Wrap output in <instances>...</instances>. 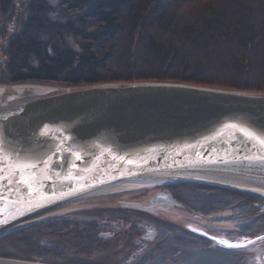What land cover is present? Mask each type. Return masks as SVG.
<instances>
[{
    "label": "trees",
    "instance_id": "trees-1",
    "mask_svg": "<svg viewBox=\"0 0 264 264\" xmlns=\"http://www.w3.org/2000/svg\"><path fill=\"white\" fill-rule=\"evenodd\" d=\"M17 4L0 0V43L6 41L0 50L1 86L168 82L264 93V0ZM170 188L176 197L187 188L195 192L201 215L230 212L215 222L232 224L228 234L234 238L264 232V212L256 206V197L205 186ZM94 213L80 220L71 218L76 215L54 218L0 238V257L51 264H117L91 259L112 245V254L133 264H211L219 259L240 264L248 259L245 252L218 248L213 240L146 212L114 208L104 215ZM113 224L118 231L105 239L103 234ZM143 225L158 234L134 255L144 236ZM121 239L124 245L118 249L115 241Z\"/></svg>",
    "mask_w": 264,
    "mask_h": 264
},
{
    "label": "water",
    "instance_id": "water-1",
    "mask_svg": "<svg viewBox=\"0 0 264 264\" xmlns=\"http://www.w3.org/2000/svg\"><path fill=\"white\" fill-rule=\"evenodd\" d=\"M142 179L264 200L253 187L264 184V93L168 82L0 86V238ZM176 200L161 191L123 204L150 213Z\"/></svg>",
    "mask_w": 264,
    "mask_h": 264
},
{
    "label": "rangeland",
    "instance_id": "rangeland-1",
    "mask_svg": "<svg viewBox=\"0 0 264 264\" xmlns=\"http://www.w3.org/2000/svg\"><path fill=\"white\" fill-rule=\"evenodd\" d=\"M26 1L27 0H17V3H18L17 5H19L20 3L25 4ZM51 1L55 5L59 2V0H51ZM5 44H6V41H3L0 43V50L3 47L4 48L6 47ZM2 67H3V56L0 57V68ZM170 187H173V186L172 185L164 186L163 189H159V190L141 189V190L133 191V192L128 191L124 193H114V194L111 193L110 195H107L106 193H99V194L87 197L85 199H82L79 202L68 205L70 206V208H72V210H75V212L67 216L71 217V215H76V216H72L71 218L80 220V219H83L87 214H92L96 211L98 212V214L99 212L100 213L102 212L101 215H104L106 210L114 209V208H125L123 204L124 202L138 201V202L146 204L147 201H149L150 197L154 196L155 194L163 190L168 189L167 190L168 192L169 191L173 192ZM174 192L177 194L176 189L174 190ZM178 196L176 197V195H174V198L177 199L176 201L178 202L177 205L173 207L152 208L149 214H152L163 220L169 221L173 224H176L180 227H183L195 233L201 234L205 236L206 238L213 240L214 245L217 246L218 248L222 246L223 248H227V250H231L232 252L236 251L237 253L238 252L247 253V255H249L251 258V262L248 264H264V239L257 240L258 238L255 235L251 238L248 236H237L236 238H234L233 236H230L228 234L230 231H233L232 224L228 222H220V221L215 222L216 218H219V216L220 217L228 216L229 215L228 213L230 212H224L219 215H213L214 217L204 216L199 213L200 211H197L200 209V205H197V203L194 201V198L198 200L197 198L198 195H196L195 192H192V190L187 188V189H184V193L182 196H179V197ZM258 199L262 202L264 201L260 198ZM262 202L258 201L256 206L257 207L259 206L260 211L263 213L264 205L262 204ZM188 207H191L193 210H195V212L190 211ZM67 216H63V217L66 218ZM143 226H144V236L138 241L136 240L138 243H140V247L137 248L136 250H133L134 255H136L138 252L139 253L142 252L143 249L147 248L148 243H150V241H153L157 237V234H158V231L155 230L152 226H145V225ZM117 231H118V227H116L113 224L112 229L106 231L103 234V236L105 239L114 238L113 233ZM259 234H256V235H259ZM261 236H264V235H261ZM261 236H258V237H261ZM254 240L256 241L252 242ZM220 241H226L227 244H235V245H238V247L230 248L226 244H221ZM115 242L119 245L118 249H121L122 246L124 245L123 239H121L120 241H115ZM172 244L173 243H171V245ZM111 246L110 248H112ZM175 246L182 249L178 244ZM110 248L97 251L95 254H93V257L91 259H93L94 261H99V260L105 261V262L108 261L109 263H117V264L118 263L133 264L131 260L125 259L124 258L125 256L123 255L112 254L114 253V251H112V249ZM177 254H179V252ZM206 258H209V257L206 256ZM245 260H244V264L245 262L248 261V259H245ZM166 261H168V259ZM217 261H215L214 263L212 262V263L213 264H239L238 262H234V263L222 262L220 259ZM205 262L207 261H204V263L202 264H205Z\"/></svg>",
    "mask_w": 264,
    "mask_h": 264
},
{
    "label": "bare ground",
    "instance_id": "bare-ground-1",
    "mask_svg": "<svg viewBox=\"0 0 264 264\" xmlns=\"http://www.w3.org/2000/svg\"><path fill=\"white\" fill-rule=\"evenodd\" d=\"M39 90V89H38ZM8 92V91H7ZM238 183H241L242 181H235ZM246 185H252L253 183H245ZM163 185L158 184L157 182L154 181H148L145 179L142 180H135V181H131V182H120L117 183L115 185H112L111 187L107 188L104 192L107 195H110L111 193H124V192H128V191H138L141 189H151V190H159V189H163ZM257 189L263 190L264 191V184H256V186H253ZM166 188V187H165ZM59 218V217H57Z\"/></svg>",
    "mask_w": 264,
    "mask_h": 264
},
{
    "label": "flooded vegetation",
    "instance_id": "flooded-vegetation-1",
    "mask_svg": "<svg viewBox=\"0 0 264 264\" xmlns=\"http://www.w3.org/2000/svg\"><path fill=\"white\" fill-rule=\"evenodd\" d=\"M195 186H197V185H195ZM168 190V189H167ZM167 190H163V191H167ZM169 192H171V191H169ZM173 192H171V194H172ZM174 194V193H173ZM172 194V195H173ZM174 196V195H173ZM259 200V199H258ZM259 202H262V201H260L259 200ZM262 204L264 205V201L262 202ZM256 235V234H255ZM261 235H264V232H261V234H259V235H257V238H259L258 236H261ZM251 238V237H250ZM248 257V261L247 262H245V264H248V263H250L251 262V258H250V256L248 255L247 256ZM163 262H165V261H163ZM165 264V263H164ZM241 264V263H240ZM244 264V263H243Z\"/></svg>",
    "mask_w": 264,
    "mask_h": 264
},
{
    "label": "snow or ice",
    "instance_id": "snow-or-ice-1",
    "mask_svg": "<svg viewBox=\"0 0 264 264\" xmlns=\"http://www.w3.org/2000/svg\"><path fill=\"white\" fill-rule=\"evenodd\" d=\"M221 244H226L228 247L230 248H234V247H238V245H235V244H227L226 241H220Z\"/></svg>",
    "mask_w": 264,
    "mask_h": 264
}]
</instances>
